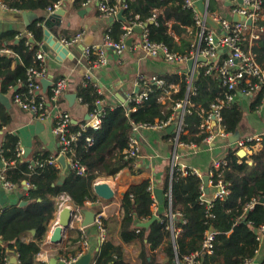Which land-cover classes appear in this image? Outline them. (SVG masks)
<instances>
[{
    "label": "trees",
    "instance_id": "16d2710c",
    "mask_svg": "<svg viewBox=\"0 0 264 264\" xmlns=\"http://www.w3.org/2000/svg\"><path fill=\"white\" fill-rule=\"evenodd\" d=\"M9 8L19 11L48 10L61 0H2ZM88 0H76L81 6ZM118 0H108L113 5ZM129 4L124 10L128 20L137 19L148 23L147 30L153 41L164 42L174 52L189 54L192 49V37L184 40V45H177L175 37L169 32V22L174 20L172 27L178 32L192 28L197 38L198 26L194 12L184 6V0H122ZM158 13L155 21L151 18ZM39 17L29 25V32L33 40L28 44V35L18 32L0 35V48H8L10 53H0V91L7 94L11 88L14 92H25L27 71L32 66H39L37 51L44 41V27ZM260 25H264L261 20ZM109 34L112 39L119 41L126 32L121 22H115ZM194 37V34H192ZM195 38V39H196ZM8 41V42H6ZM253 52L259 63L264 64V31L253 46ZM19 58V63L12 69V64ZM166 87L171 83H178V90L172 89L169 96L165 95L162 87L151 85L152 91L147 100L138 105L136 111L130 110L132 103L117 107H103L102 127L87 128L79 142L74 146V157L87 166V173L79 175L68 168L66 179L62 184L58 181L62 176V168L49 163L53 158L50 154H36L32 159H22L18 156L19 137L8 133L0 146V155L6 163L5 173L8 180L17 184L24 190V181L30 184L21 200L27 201L21 206L20 202L8 205L0 213V264L5 263V258L11 254H18L19 264H35L36 256L40 253L42 243L49 231V223L54 218L58 204L54 196L62 193L68 194L73 203L81 208L86 207L87 201L97 202L99 196L94 192V183L101 175H116L126 166L132 168L133 159L125 157L124 150L128 146L129 137L135 123H154L156 120L168 119L176 111L177 103L189 99L194 106L188 108L185 115V129L191 134L200 130L204 115L210 110L211 103L219 96L222 88L218 77L206 74V69L201 68L198 78L194 82L192 91L186 75L178 73L168 74L164 77ZM50 93V90H47ZM78 95L82 102L88 105L89 112L99 108L98 100H103L91 80L84 78L79 86ZM166 96L164 102L162 98ZM264 92L261 91L253 103L254 107L262 104ZM199 103L204 105V114L196 107ZM103 104V103H102ZM243 118L242 108L235 102L223 109V127L232 134L238 133L239 124ZM0 129L3 124L9 123L12 117L4 116L0 108ZM79 124L73 123L72 129L78 130ZM94 138L89 145L86 136ZM206 133L199 137H189L184 133L181 139L187 143H200ZM238 149H234L227 157L229 164L216 170L212 176L214 183L221 178L230 183L231 193L225 198L213 200L208 215L206 204L201 202L203 195L202 179L195 174L184 176L176 170L172 182L173 213H181V217L173 218L174 224H182V232L173 237L171 218L162 215L156 219L149 228L136 227L132 224L150 219L154 216L152 204L154 198L150 180L132 185L124 196L123 207L125 214L121 225V235L126 242L136 239L147 241L151 249L158 248L166 243L165 251L167 260L158 262L154 253L143 249L141 253L142 264H178L177 258L201 252L204 233L210 227L218 233L216 235L214 252L202 253L203 264H240L246 258H253L260 246L258 240L259 228L264 225V146L252 155L253 164L248 158L239 161ZM169 191V188H166ZM258 200L253 209L246 207L252 200ZM170 205L167 198L164 202ZM99 213V211H97ZM104 222V221H103ZM35 230V240L25 242L24 233ZM148 231V234H147ZM145 245V243H144ZM64 253V252H63ZM93 264H131L125 257L124 247L116 245L109 240H104L100 251L94 258Z\"/></svg>",
    "mask_w": 264,
    "mask_h": 264
},
{
    "label": "crops",
    "instance_id": "0c3cea01",
    "mask_svg": "<svg viewBox=\"0 0 264 264\" xmlns=\"http://www.w3.org/2000/svg\"><path fill=\"white\" fill-rule=\"evenodd\" d=\"M205 2L208 5L209 10H217L233 20L234 15L231 14V8L235 4L234 0H205ZM239 2H241V0H239ZM63 8L65 9V13L50 22V30L54 33L56 38L61 39L63 37H69L78 31H85L84 39L75 45L69 46V53L61 60L57 58V55L53 50L47 52L48 76L50 79L66 77L69 81L67 93H78L79 86L89 74L100 85L103 91V107L114 108L123 105L124 102L122 99L127 101L129 95L138 90L136 79L139 73L157 75L161 78L173 73H178L180 75L184 74L187 77L192 78L193 88L194 82L199 75L198 69L193 74L187 62L171 63L161 56H148L145 54L144 50H142L140 44L143 39V33L145 29H147L145 26L146 23L143 24L142 32H138L134 29V31L128 36L127 40L129 38H132L133 40L132 45H129L122 56H118L115 52L112 55L109 53L110 60L106 65L98 68L92 67L83 55L84 48L88 45L85 43V40H88L91 44L101 43L106 33L113 28L115 22H121L122 27L124 28L129 20L125 13L124 16L127 18L126 21L119 20L117 16L113 21L110 20L111 17H104L99 11L96 0L90 1L87 5L82 3L81 6L76 4V0H63ZM81 10H85V12L81 13ZM31 12L34 14L33 17H35L33 20L39 17L44 19L42 25L45 29L47 27L46 21L52 13L48 10H36ZM29 19L31 20L32 18L29 17ZM174 22V20L169 22V32L175 37L177 45L183 46L185 42L184 40H189L191 37L193 43L196 41V33H193L192 28H188L183 32H178L172 27ZM28 30L29 25L26 23L23 11L0 7V35L6 36L7 34H13L14 32L20 33V36L27 35L29 32ZM192 34H194V37ZM257 40L258 39H250L247 42V48L253 51V46L256 44ZM227 54L228 52L226 50H220L217 61L223 59ZM19 61V58H17L15 62H13L12 69L15 68ZM213 75L218 77L216 74ZM171 86L174 90H178L179 88L178 83H171ZM13 92L14 89L11 88L7 93L11 98L12 103L10 109L0 103L2 114L4 116L9 115L12 117V120L9 123L3 124L0 129V146L3 143L6 134L12 133L19 137L20 146L24 149H28V155H24L25 158L32 159L38 153H47L52 156H57L60 152V141L53 131L54 119L49 117L42 121L44 127L38 130V120L31 113L21 110L12 102ZM254 101V98L244 94H239L236 98L235 102L243 110V118L239 124L238 130L239 138L264 134V102L263 104L254 107ZM192 106H194V103L189 101L187 109ZM65 107H67L72 114L74 123L80 125L89 119L88 116L90 112L88 105L80 101L79 97L73 106H71L69 101L66 100ZM196 107L202 114H204V105L202 103H199ZM183 111L184 110L181 111L180 109H177L174 112L176 121L182 116ZM0 122H3L2 119ZM204 133L201 125L200 130L196 134H191L189 129H185L184 132V134L189 137H199V135ZM136 135L140 144V154L133 160L132 168L126 166L116 175H101L96 179V182L108 181L116 192L115 198L105 200L99 197L97 202L87 201L85 208L94 210L96 213L97 211L101 213L104 221L106 240H109L116 245H122L124 247L125 257L131 264H142L141 253L143 249H146L149 253H154L158 262H164L167 260V254L165 251L166 243H162L156 249H151L150 244L147 243V241L142 242L140 239L130 242L124 241L120 231L125 214L123 207L125 194L132 185L139 184L145 180H150L154 188L158 186L164 189L165 202L167 199L166 194L169 192L166 191V188L168 187L169 190L171 189L174 172L176 170L179 171V168H186L198 171V174L195 175L202 179V186L204 185L203 176H210V191L208 193L205 192L203 198L206 200H212L217 191L216 186L211 182L214 162L217 159H227L230 152L236 149V142H231L230 136L233 135L231 134L228 137L218 136L213 141H207L204 137L200 143L196 142L193 146L182 143L178 144L172 139L174 135L173 132H168L167 128L141 127ZM263 146L264 141L254 140L247 143L244 149L247 151L248 155L245 158H248V161L253 164L252 155L260 151ZM242 159L243 158L240 157L239 161L241 162ZM183 175L186 176V174ZM26 188L27 186H25L23 191L18 188L13 192H8L7 196L11 198V201L5 206L0 204V212L4 207L20 202L21 197H19V193H25ZM53 199L58 204V210H56L54 218L49 223L50 229L48 235L42 243L40 253L36 256L35 264H49L52 258H56L57 264H64L59 260L61 256L67 258L75 256L82 247L80 241V225H82L84 215L81 222L75 219L73 220L72 225L65 229L63 242L54 243L52 241V234L60 224L59 211L68 205L82 209L74 204L71 197L66 193L54 196ZM164 202H158L156 206H152L154 215L156 214L160 217L162 215L170 214L172 211L171 206L166 205ZM60 204H63L62 208L59 207ZM177 216L181 217L182 222H185L182 215ZM147 220L149 219H144L132 224V229L140 227L139 223ZM171 226L174 227L173 237L176 238V236L182 232L183 226L182 224L175 225L173 220ZM87 232L89 236V248L87 252L92 251L95 258L100 251L103 242V232H101L95 224L87 227ZM22 239L25 242L34 241L35 233L32 231L26 232L23 234ZM13 255L16 254H11L9 259ZM94 258L92 262L94 261ZM252 259V264L264 263V236L260 242L256 255Z\"/></svg>",
    "mask_w": 264,
    "mask_h": 264
},
{
    "label": "built area",
    "instance_id": "2783aa9c",
    "mask_svg": "<svg viewBox=\"0 0 264 264\" xmlns=\"http://www.w3.org/2000/svg\"><path fill=\"white\" fill-rule=\"evenodd\" d=\"M88 0L85 2V5L89 4ZM100 13L106 17H116L121 10H125L129 7V4L118 0L117 3L111 5L108 0H96ZM235 4L231 8V14H238L244 16L245 20L234 21L221 12L217 10H209V16L214 19L221 28V31L210 26L206 17L200 12V10L195 5V0H184V6L186 8L192 9L196 19V25L198 26L197 39L192 44V49L189 54H181L179 52L172 51L167 44L164 42L153 41L149 37V32L145 29L143 33V39L141 41V48L144 50L145 54L148 56L163 57L166 61L174 62H183L188 63V60L191 58L197 59L200 56H205L207 61L200 62L197 61L194 65V68L191 69L192 73L198 69V72L201 68L206 69V74H216L219 78L221 85V92L219 96L211 103L210 110L207 115L204 116V119L201 124L202 130L206 133L205 139L207 141H213L216 137H228L232 133L227 132L223 127V109L235 103L236 98L239 94H244L246 96L255 97L261 92H264V64L258 62L255 53L247 48V42L250 39H259L261 33L264 31V25H260V21L264 18V0H234ZM0 7L5 9L9 8L2 0H0ZM63 8V0L55 3L52 7L48 8L50 13L55 12L56 10ZM16 10V9H13ZM158 16V13L151 18V21H155ZM248 19L252 20V24L247 22ZM142 22L137 19H131L124 26L125 33L119 41H116L111 38L109 32L106 33L103 41L101 43H94L86 45L83 51L84 58L92 67H101L106 65L109 58V50L113 49L118 56H122L124 51L129 47L127 44L128 36L134 31L135 27H143ZM28 41L30 44L33 38V34L28 32ZM85 37V31L81 30L77 33L69 36L63 37L60 41L66 46H72L81 42ZM42 41L39 45L37 51V59L39 60V66H32L27 71V79L25 81L26 91L25 92H13L12 102L18 106L21 110L31 113L37 120L44 121L45 119L52 117L54 119L53 131L56 136H58L60 141V152L57 156L49 159V163L55 164L58 167H61V164L58 161L60 155H65L68 160L69 168L76 171L79 175H85L87 173V166L82 164L79 159L74 157V146L79 142L83 132L87 128L92 127L99 129L102 127V116H103V100H98L97 104L99 108H96L93 112L89 113V119L84 123L80 124L78 130L72 129L73 117L69 109L65 107V102L67 100L66 94L68 92L69 81L66 77H58L52 79V85L48 88L50 93L44 90L45 78L48 76V64H47V52L44 50ZM226 50L228 54L218 60V53L220 50ZM6 52L10 53L11 50L8 48H0V53ZM87 80H91L93 85L97 88L100 94H103V91L100 85L92 78L89 74L85 77ZM189 82V90L192 89V78L187 77ZM153 84H156L159 87H162L165 91V95L169 96L172 92L173 87H166V82L163 78L157 75H146L144 73H139L136 79V86L138 90L133 94L129 95L127 98V103H132L133 107L130 109L136 111L138 105L142 104L145 100L148 99L150 92L152 91ZM164 96L162 100L165 102L167 97ZM79 97V96H78ZM80 101L82 98L79 97ZM264 102V99H263ZM262 102V104H263ZM124 103L123 105L127 104ZM189 99H186L184 102L177 103L176 110L184 108L182 116L179 120H175L174 114L168 119H158L154 123H135L132 122L133 128L132 133L129 137L128 146L124 150L125 157L127 159H136L140 154V144L137 138V131L141 127L148 128H168L172 124L176 123V127L173 131V137L176 143L195 145V143H187L181 139L182 134L185 132V115L188 112L187 104ZM264 141V134L240 138L236 142V149L244 148L247 143L252 141ZM86 141L89 145L93 144L94 138L91 135L86 136ZM25 149L18 146V156L25 159ZM6 165V163L4 162ZM229 161L227 159H217L214 162V169L212 174H215L216 170L221 169L223 166H227ZM182 174H198L196 170H189L186 168H179ZM217 188L215 197L212 200H206L201 198V202L206 204L208 215H213L210 210L212 207L213 200L220 198L225 199L231 193L230 183L225 182L223 179H219L217 183L211 181ZM24 184L27 187H30V184L27 181H24ZM0 186L5 189L7 192H13L18 189L17 184L8 180L5 173V167L0 168ZM204 185L202 186L203 194L205 193ZM152 191V196L154 202L152 206H156L159 202L155 192L154 187L150 186L149 188ZM169 199L170 206H172V191L171 189L166 194ZM258 200H252L247 209H253ZM60 208L63 207V204H60ZM60 212V211H59ZM58 212V213H59ZM1 213V212H0ZM177 215H182L181 213L170 212L169 216L171 220ZM83 214L80 212V208H76L74 215V220L81 222ZM98 229L103 232L102 240L106 239L105 236V227L103 222V217L101 213H96V218L94 223ZM174 232V227L170 226ZM81 230V250L77 255L72 257H60V262L64 264H73L75 263L82 255H84L89 248V236L87 232V227L80 225ZM217 231L210 227L204 233V239L202 243V251L195 252L185 255L182 259L177 258L178 264L183 262L185 264H203L201 254L204 253H213L215 247V240ZM264 236V225L259 228L258 240L261 242ZM18 257V254H16ZM9 257L5 258L4 264H9ZM252 258H246L240 264H252ZM51 264V263H49ZM264 264V263H263Z\"/></svg>",
    "mask_w": 264,
    "mask_h": 264
},
{
    "label": "water",
    "instance_id": "95a60500",
    "mask_svg": "<svg viewBox=\"0 0 264 264\" xmlns=\"http://www.w3.org/2000/svg\"><path fill=\"white\" fill-rule=\"evenodd\" d=\"M195 5L200 10V12L206 17L207 23L210 26L221 31L220 25L214 19H212L209 16V14H208L209 9H208V5L206 4L205 0H195ZM82 12H85V10H81V13ZM64 13H65L64 8H60V9L56 10L54 13H52L50 15V17L47 19V21H46L47 27L44 29V42L45 43L43 45V48L46 52H49V50H53L56 53L57 58L59 60H61L62 58L67 56V54L69 53V49L60 41V39L56 38L54 33H52V31L50 30V22H52L53 19H56L59 16L63 15ZM23 15L25 16L27 25H30V23L35 18V17H33L34 14L31 11H23ZM29 17L32 19L30 20ZM117 18L119 20H123V21L127 20V18L124 16V10H121L118 13ZM114 19H115V17L110 18L111 21H113ZM233 20L234 21H241V20H245V17L240 16L238 14H235ZM151 22H153V21H151ZM247 22L249 24H252L251 19H248ZM147 25H148V23H146L145 26L147 27ZM135 30L138 32H142L143 27H135ZM85 41H86L85 42L86 44H88V45L91 44L88 40H85ZM132 41H133L132 38H129L127 40V44L132 45ZM109 53L112 55L114 53V50L110 49ZM197 61L205 62V61H207V58L205 56H200L197 59L191 58L188 60L189 67L191 69H193L194 65ZM43 82H44V90L47 91L48 88L52 85V79L45 78L43 80ZM66 98L69 101V104L71 106H73L75 104L77 98H78V93H76V92L67 93ZM122 101L124 103H127V101L125 99H122ZM0 103L5 105L8 109H10L12 107L11 98L7 94L3 93L2 91H0ZM180 110L182 111V110H184V108H181ZM88 117H90V116H88ZM43 127H44L43 122L38 120L37 129L39 130L40 128L42 129ZM175 127H176V123H174L170 127H168L167 131L172 133L174 131ZM0 132H1V130H0ZM239 139L240 138H239L238 133L230 136V140L232 143L237 142ZM25 155L26 156L28 155V149H25ZM238 155L242 158H245L248 154L244 148H241L238 151ZM58 161L61 164V168H62V176H61L60 180L58 181V183L62 184L66 179V172L69 168V165H68L67 157L65 155H60L58 158ZM4 167H5V164L3 162L2 156L0 155V168H4ZM203 180H204L205 192L208 193L210 191L209 190L210 176L204 175ZM94 189H95L96 194L100 198H103L105 200H111V199L115 198V196H116L115 190L112 188L111 184L108 181L96 182L94 184ZM154 192H155V195H156L158 201L160 203H163L164 202V189L156 186L154 188ZM7 193L8 192L0 186V204L2 206L9 204L11 201V198L9 196H7ZM22 196H23V193H19V197H22ZM261 202H264V197L261 198ZM26 204H27V201H25V200L20 201L21 206L26 205ZM75 212H76V208H74L73 206H69V205L65 206L60 211V213H59V218H60L59 223L60 224H59V226H57V228L54 230V232L52 234V241L54 243L63 242L65 229L69 228L72 225ZM80 212L84 215V220L82 221V225L86 226V227H90L95 221L96 212L94 210H90L87 208L80 209ZM158 218H159V216L155 214L149 220L139 223V226L149 228L151 226V224ZM32 232L35 233V230L33 229ZM93 258H94V253L92 251H88L84 255H82L73 264H91ZM50 263L51 264H57L56 258H52ZM9 264H19L18 257L16 255L11 256ZM179 264H185V263L180 262Z\"/></svg>",
    "mask_w": 264,
    "mask_h": 264
}]
</instances>
